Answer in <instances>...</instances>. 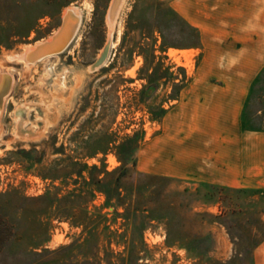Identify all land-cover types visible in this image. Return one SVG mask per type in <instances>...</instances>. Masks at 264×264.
<instances>
[{
    "label": "rangeland",
    "instance_id": "rangeland-1",
    "mask_svg": "<svg viewBox=\"0 0 264 264\" xmlns=\"http://www.w3.org/2000/svg\"><path fill=\"white\" fill-rule=\"evenodd\" d=\"M222 1L230 0H0V86L9 89L0 108V218L13 225L0 264H253L264 187L149 167L150 139L181 90L199 75L216 79L196 72L220 56L198 49L182 8L199 7L214 34ZM68 8L80 21L67 46L26 66L17 56L58 31ZM241 124L264 130V64ZM119 149L130 154L121 160Z\"/></svg>",
    "mask_w": 264,
    "mask_h": 264
},
{
    "label": "crops",
    "instance_id": "crops-1",
    "mask_svg": "<svg viewBox=\"0 0 264 264\" xmlns=\"http://www.w3.org/2000/svg\"><path fill=\"white\" fill-rule=\"evenodd\" d=\"M199 31L204 56H220L196 72L216 79H191L150 139L152 172L222 187H264V130L245 128L241 112L247 88L264 64V0L222 1L212 29L200 8H182ZM264 264V240L253 251Z\"/></svg>",
    "mask_w": 264,
    "mask_h": 264
},
{
    "label": "bare ground",
    "instance_id": "bare-ground-1",
    "mask_svg": "<svg viewBox=\"0 0 264 264\" xmlns=\"http://www.w3.org/2000/svg\"><path fill=\"white\" fill-rule=\"evenodd\" d=\"M68 10H70V9L68 8ZM78 12H79L78 8L74 9V11L72 9V10L68 11L67 13L65 11L64 15H63L64 21L62 22V27L59 31H55L54 34L46 40L39 41L33 46H27L25 48L24 52L21 55H18L17 57L24 60L26 66H28L31 64H35L38 60L40 61L43 58L51 56L52 54L56 55V53L63 50L67 46L66 44L69 41V38L71 36L70 32L72 30L73 22L76 19L78 21H80V15ZM115 14H117V13H115ZM113 23H114V15L110 16V30H109L110 34L112 32V29H113ZM78 25H79V23H78ZM75 31L71 34L74 35ZM7 76L9 77V75H6V77ZM52 78H53V75H50L49 82L52 80ZM0 91H3V94L1 96V102H0V108H1L2 101H3L4 97L6 96L7 92L9 91V89L8 88L7 89L2 88L0 86Z\"/></svg>",
    "mask_w": 264,
    "mask_h": 264
},
{
    "label": "trees",
    "instance_id": "trees-1",
    "mask_svg": "<svg viewBox=\"0 0 264 264\" xmlns=\"http://www.w3.org/2000/svg\"><path fill=\"white\" fill-rule=\"evenodd\" d=\"M135 137H136V133H134L133 135H131V136H127V137H125V140H124V143L126 144L128 141H130V140H133V139H135ZM131 152V151H130ZM117 153L120 155V157H121V160H124L130 153L128 152V151H126L125 149H119L118 151H117ZM125 164L123 163V165H121L119 168L120 169H122V174H124V173H126V171H129L128 170V168L127 167H125L124 166ZM132 165H133V163H132ZM82 166V169L83 168H86V166L85 165H81ZM90 169H95V167H91ZM79 173H80V171L78 172V175H79ZM105 174H106V176H109V172H105ZM83 183H84V181H82ZM100 183V180H98V179H95L93 182H92V184L94 185H96V187L95 188H99L98 186H97V184H99ZM102 188V187H101ZM104 193H105V195H106V200L108 201L109 199H110V192L109 191H107L106 189H101ZM9 193H11L12 195H19L20 193H19V190L17 189V187H11L10 189H9ZM2 194H0V196H1ZM20 198H22V199H26L27 197H25V196H23V195H20ZM30 199H32V200H36V199H38V198H30ZM40 222V221H39ZM12 223L10 224V221H7V220H4V219H1L0 218V249H1V247H2V245L4 244V242H6L8 239H9V237L12 235Z\"/></svg>",
    "mask_w": 264,
    "mask_h": 264
},
{
    "label": "water",
    "instance_id": "water-1",
    "mask_svg": "<svg viewBox=\"0 0 264 264\" xmlns=\"http://www.w3.org/2000/svg\"><path fill=\"white\" fill-rule=\"evenodd\" d=\"M69 10L67 9L66 10V13L68 12ZM78 23H79V21L76 19L74 22H73V26H72V30H71V32H70V38H69V41L72 39V37H73V35L71 34V33H73L75 30H76V28H77V26H78ZM61 27H62V23H61V26H60V28H59V30L61 29ZM58 30V31H59ZM68 41V42H69ZM68 42H67V44H68ZM66 44V45H67ZM65 45V46H66ZM64 46V47H65ZM63 47V48H64ZM62 48V49H63ZM107 49H108V44H104L103 46H102V48H101V51H100V53H99V56L95 59V61L92 63L93 64V67H97L101 62H102V60L105 58V56H106V53H107ZM2 94H3V91H0V102H1V96H2Z\"/></svg>",
    "mask_w": 264,
    "mask_h": 264
}]
</instances>
